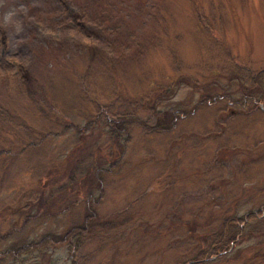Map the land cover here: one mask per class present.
Here are the masks:
<instances>
[{"label": "rangeland", "instance_id": "rangeland-1", "mask_svg": "<svg viewBox=\"0 0 264 264\" xmlns=\"http://www.w3.org/2000/svg\"><path fill=\"white\" fill-rule=\"evenodd\" d=\"M0 33V252L81 225L88 178L117 162L75 250L0 264H182L222 209L263 218L211 264H264V0H0ZM203 96L170 131L117 144L106 123Z\"/></svg>", "mask_w": 264, "mask_h": 264}, {"label": "trees", "instance_id": "trees-1", "mask_svg": "<svg viewBox=\"0 0 264 264\" xmlns=\"http://www.w3.org/2000/svg\"><path fill=\"white\" fill-rule=\"evenodd\" d=\"M0 35L2 38V33H0ZM17 72L24 87H27L28 83L31 80V75L26 70H24L22 66L19 65L17 66ZM249 82L253 90H259L263 92L262 83L264 82V68H261L256 72L250 74ZM248 89H250V87L244 89L243 99L240 101L241 104L245 103V100L247 98L246 91ZM173 90L174 88L172 89V91ZM172 91H170V96L173 95ZM206 98V96H203L202 99L199 98L198 101L193 104L192 108L187 111L182 109H180V111L174 109L155 110L153 112L155 115V122L150 125H148L146 122L131 117L130 119L118 118L117 120H109L106 121V123L108 127H110L109 130L112 138H115V143L119 144L120 142L127 140L129 134V126L131 125V123H136L140 126H143L144 128L149 129L151 132L160 133L163 131H170L174 127L176 118L190 114L191 110L193 108L195 109L198 105L209 104L202 103ZM253 100L261 102L262 98H251V102L253 104L252 106L255 107L256 103ZM88 124L89 122L84 125L85 128ZM70 125L79 127L77 124L71 123ZM116 164L117 162H112L105 167L98 165L93 170L92 176L90 178H88L89 175L85 176V178H88V185L85 187L86 194H84V201L79 200L81 202H84V209L86 210L81 225L80 223H76L70 226L61 234L63 235V238H59V236L61 235H55L54 233L48 232L47 234L44 233L40 235L38 240L36 241L14 240L10 245L6 246V248L0 252V262L4 256H10L12 258V261L14 262L18 261L19 257L26 252L32 253L33 251H37L41 245L51 242L57 243L59 241H66L65 243L69 251L75 250L80 245L81 238L90 231L92 223L97 217L94 208L100 202V196L102 195V174L111 173ZM92 189L97 192L96 195H93ZM220 215L221 217L219 218V222L216 223V226L207 230L206 232H202L200 238L195 240L196 244L194 247H196V249L194 251V254L190 259H188V261L182 262V264H211L218 259H222L228 254L231 248L235 247L241 241H243V226L248 222H252L255 220L259 221L263 218L262 212L257 209L248 210L241 215H235L233 214V212L222 209ZM32 216L33 214L29 215V217ZM10 233L12 232L5 231L3 234L7 235Z\"/></svg>", "mask_w": 264, "mask_h": 264}, {"label": "bare ground", "instance_id": "bare-ground-1", "mask_svg": "<svg viewBox=\"0 0 264 264\" xmlns=\"http://www.w3.org/2000/svg\"><path fill=\"white\" fill-rule=\"evenodd\" d=\"M209 100H210V99H209ZM74 127L76 128L77 126H73V128H74ZM79 134H80V133H79ZM11 141H12V140H11ZM13 144H14V143H13ZM19 144H20V143H19ZM95 165H96V164H95ZM101 165H102V164H101ZM99 167H100V166H99ZM85 218H86V217H85ZM83 219H84V218H83ZM83 222H85V221H83ZM13 236H14V235H13ZM11 238H12V237H11ZM8 241H9V240H8ZM8 241H7V242H8Z\"/></svg>", "mask_w": 264, "mask_h": 264}]
</instances>
